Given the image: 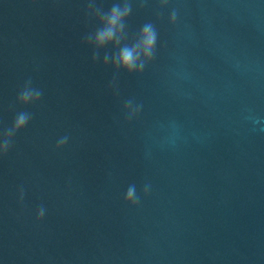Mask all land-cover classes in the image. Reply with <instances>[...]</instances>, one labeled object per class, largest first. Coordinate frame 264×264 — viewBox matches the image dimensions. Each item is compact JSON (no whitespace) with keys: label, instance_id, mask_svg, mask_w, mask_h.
Instances as JSON below:
<instances>
[{"label":"water","instance_id":"obj_1","mask_svg":"<svg viewBox=\"0 0 264 264\" xmlns=\"http://www.w3.org/2000/svg\"><path fill=\"white\" fill-rule=\"evenodd\" d=\"M132 3L128 42L152 21L158 51L117 94L85 0H0V131L33 114L0 158V264H264V0ZM29 77L44 95L24 106Z\"/></svg>","mask_w":264,"mask_h":264},{"label":"clouds","instance_id":"obj_2","mask_svg":"<svg viewBox=\"0 0 264 264\" xmlns=\"http://www.w3.org/2000/svg\"><path fill=\"white\" fill-rule=\"evenodd\" d=\"M146 2L147 0H139L140 7H144ZM169 2L170 0H159L161 10L168 8ZM85 4L86 20L90 23L95 21L97 26L84 35L83 42L93 49V62L100 61L101 50L107 49L109 46L115 49L112 53H104L103 64L105 66L111 65L115 69L110 87L118 94L117 80L121 71L130 75H142L146 67L155 61L159 41L158 29L155 23L148 21L140 27L138 33L129 43L128 20L133 13L132 0H117L107 11L97 0H85ZM157 15L162 18L163 12L161 11ZM178 19L179 10L172 8L168 16L169 23L174 26L177 24ZM43 95V90L35 87L29 77L17 94V102L24 106L35 105L41 102ZM142 108L143 105L136 103L134 99L124 101V111L129 122L139 117ZM32 118L33 114L31 112L19 111L14 117L12 126L0 131V158L8 155L14 146L16 135L29 125ZM249 119L252 120L253 124L260 123V120L254 116H250ZM69 139L70 137L67 135L60 137L56 142V150L64 149L68 145ZM142 191L145 197L149 196L151 194V184L145 183ZM18 195L19 203L23 205L26 195L23 186L18 189ZM124 200L127 205L132 207L140 205L141 197L138 195L135 184L128 186ZM46 214V207L43 204L40 205L36 211V220L42 222Z\"/></svg>","mask_w":264,"mask_h":264}]
</instances>
